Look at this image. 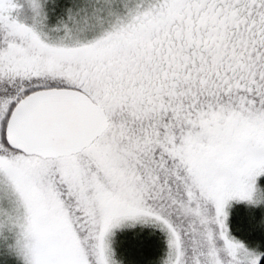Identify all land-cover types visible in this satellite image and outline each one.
I'll use <instances>...</instances> for the list:
<instances>
[{"label": "snow or ice", "instance_id": "obj_1", "mask_svg": "<svg viewBox=\"0 0 264 264\" xmlns=\"http://www.w3.org/2000/svg\"><path fill=\"white\" fill-rule=\"evenodd\" d=\"M264 0H0V264H264Z\"/></svg>", "mask_w": 264, "mask_h": 264}, {"label": "trees", "instance_id": "obj_2", "mask_svg": "<svg viewBox=\"0 0 264 264\" xmlns=\"http://www.w3.org/2000/svg\"><path fill=\"white\" fill-rule=\"evenodd\" d=\"M235 205H238L237 210H233ZM240 211V212H239ZM239 212V214H237ZM236 215H238L236 217ZM251 215L249 212H247L246 205L244 203H238L236 201H231L228 204V221L230 225L233 227V224L236 223L237 231L233 230V228L230 226V232L233 236L236 238L244 241L245 243L252 245L255 244L258 240L256 238V232L259 228L252 226L248 222V217ZM240 217V218H239ZM260 231V230H259ZM261 233V231H260ZM263 236V235H262ZM262 236L260 238H262ZM264 242V241H263Z\"/></svg>", "mask_w": 264, "mask_h": 264}, {"label": "rangeland", "instance_id": "obj_3", "mask_svg": "<svg viewBox=\"0 0 264 264\" xmlns=\"http://www.w3.org/2000/svg\"><path fill=\"white\" fill-rule=\"evenodd\" d=\"M231 202V201H230ZM229 202V203H230ZM240 207V206H239ZM238 205H235L234 207V211L237 210L238 208ZM246 209H247V212H249L251 215H249V217L247 218L248 219V222L254 226V227H257L259 228L258 231L256 232V238L257 239H254V240H258L257 242H261V243H264V207H249V206H246ZM239 210V209H238ZM226 211L228 212V205L226 206ZM240 212V211H239ZM239 212L237 214H239ZM238 215H236L237 217ZM240 218V217H239ZM227 225H228V228L229 230L230 229V223L228 221V218H227V221H226ZM232 227V226H231ZM233 230L238 232L237 231V227H236V223L233 224ZM261 233H260V231ZM239 233V232H238ZM263 235V236H262ZM262 236V238H260ZM256 242V243H257Z\"/></svg>", "mask_w": 264, "mask_h": 264}]
</instances>
